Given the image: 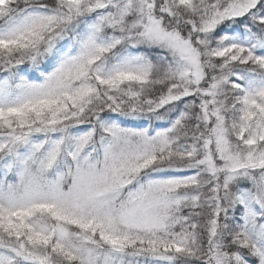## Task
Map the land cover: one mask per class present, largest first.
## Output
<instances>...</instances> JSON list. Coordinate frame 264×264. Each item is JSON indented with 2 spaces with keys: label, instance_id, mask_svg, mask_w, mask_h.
Here are the masks:
<instances>
[{
  "label": "snow or ice",
  "instance_id": "1",
  "mask_svg": "<svg viewBox=\"0 0 264 264\" xmlns=\"http://www.w3.org/2000/svg\"><path fill=\"white\" fill-rule=\"evenodd\" d=\"M0 264H264V0H0Z\"/></svg>",
  "mask_w": 264,
  "mask_h": 264
}]
</instances>
